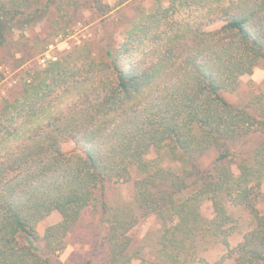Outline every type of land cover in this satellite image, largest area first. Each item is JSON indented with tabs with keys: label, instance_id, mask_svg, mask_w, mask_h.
<instances>
[{
	"label": "trees",
	"instance_id": "16d2710c",
	"mask_svg": "<svg viewBox=\"0 0 264 264\" xmlns=\"http://www.w3.org/2000/svg\"><path fill=\"white\" fill-rule=\"evenodd\" d=\"M109 9L0 0V47L13 43L17 17L30 24L54 10L64 34L82 10ZM262 61L264 0H150L97 52L27 70L18 95L0 104V264H61L67 235L88 218L106 225L105 259L83 264H264V101L225 97ZM254 133L261 139L233 171L232 147ZM65 142L74 147L62 150ZM133 174L132 203H108L106 184ZM54 211L59 220L41 234ZM146 217L160 224L152 259L129 235ZM212 248L220 257L209 258Z\"/></svg>",
	"mask_w": 264,
	"mask_h": 264
},
{
	"label": "rangeland",
	"instance_id": "374dc122",
	"mask_svg": "<svg viewBox=\"0 0 264 264\" xmlns=\"http://www.w3.org/2000/svg\"><path fill=\"white\" fill-rule=\"evenodd\" d=\"M111 6L108 12L100 14L94 11L82 10L79 20L66 33H56L55 11L50 10L45 18L30 24L21 22V17L15 19L18 26L13 30V43L9 47H0V104L3 99L15 98L22 87L26 71L33 67L44 66L47 60L66 54V52H78L83 50H100L105 42L118 37L121 30L126 27L136 15L137 10L147 6L150 0H102ZM216 23L213 27H218ZM46 61L41 63V59ZM225 97L235 104L245 105L262 98L264 101V61L254 68L252 74L243 75L240 78V86L234 93H227ZM261 135L254 133L243 137L232 149L238 157H233L232 170L235 171V160L249 155V151L259 142ZM74 147L72 142L61 145L62 150H70ZM217 152L209 151L201 157L202 167H208ZM240 154H242L240 156ZM133 172V171H132ZM133 174L127 181L107 183L106 200L110 204H131L133 198ZM264 187V185H263ZM257 207L264 213V190ZM203 209L206 215L209 210ZM233 216L245 224L246 212L240 209L233 210ZM60 215L51 212L45 219L39 222L38 228L43 233L44 228L58 221ZM91 218L83 219L76 229L66 237L65 248L60 254L61 264H83L86 259L97 263L105 259L103 247L99 246L100 236L105 233V224H98ZM97 221V220H96ZM160 224L154 217H146L129 231L133 245L142 248V256L152 259L157 248V238ZM239 235H232L230 243H236ZM220 257L221 250L215 248L208 253L209 258Z\"/></svg>",
	"mask_w": 264,
	"mask_h": 264
},
{
	"label": "built area",
	"instance_id": "2783aa9c",
	"mask_svg": "<svg viewBox=\"0 0 264 264\" xmlns=\"http://www.w3.org/2000/svg\"><path fill=\"white\" fill-rule=\"evenodd\" d=\"M46 60L44 58L41 59V63H44Z\"/></svg>",
	"mask_w": 264,
	"mask_h": 264
}]
</instances>
